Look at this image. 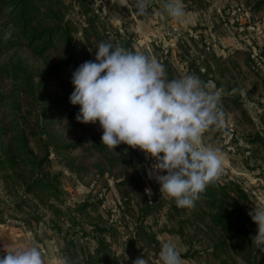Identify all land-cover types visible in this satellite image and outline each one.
I'll return each mask as SVG.
<instances>
[{
  "label": "rangeland",
  "instance_id": "1",
  "mask_svg": "<svg viewBox=\"0 0 264 264\" xmlns=\"http://www.w3.org/2000/svg\"><path fill=\"white\" fill-rule=\"evenodd\" d=\"M161 3L140 15L136 0H0L2 251L37 246L44 264H158L171 242L182 264H264L248 215L264 206V0H182L183 24ZM101 42L155 59L169 80L194 74L222 89L224 125L203 142L225 163L193 207L162 198L153 158L110 151L99 122H77L72 73Z\"/></svg>",
  "mask_w": 264,
  "mask_h": 264
},
{
  "label": "clouds",
  "instance_id": "2",
  "mask_svg": "<svg viewBox=\"0 0 264 264\" xmlns=\"http://www.w3.org/2000/svg\"><path fill=\"white\" fill-rule=\"evenodd\" d=\"M135 7L138 14H147L148 0H136ZM161 8L173 21L187 22L182 0H162ZM13 31L9 25L4 39ZM95 52L94 61H85L72 73L69 100L80 107L77 122H99L102 144L110 151L125 144L153 158L148 176L160 185L162 198L178 208L193 207L219 179L225 163L219 147L203 142L205 133L224 125L222 89L194 74L169 80L155 59L110 42H101ZM248 215L257 225L252 245L264 251V206H255ZM4 251L0 264H44L37 246ZM133 264L147 260L138 257ZM158 264H182L176 244H161Z\"/></svg>",
  "mask_w": 264,
  "mask_h": 264
},
{
  "label": "crops",
  "instance_id": "3",
  "mask_svg": "<svg viewBox=\"0 0 264 264\" xmlns=\"http://www.w3.org/2000/svg\"><path fill=\"white\" fill-rule=\"evenodd\" d=\"M8 248H10V250H12L13 248H15V247H12V244L10 243L9 245H8ZM5 254V251H2V249L0 248V256H2V255H4Z\"/></svg>",
  "mask_w": 264,
  "mask_h": 264
},
{
  "label": "trees",
  "instance_id": "4",
  "mask_svg": "<svg viewBox=\"0 0 264 264\" xmlns=\"http://www.w3.org/2000/svg\"><path fill=\"white\" fill-rule=\"evenodd\" d=\"M242 197H244L245 198V196L243 195Z\"/></svg>",
  "mask_w": 264,
  "mask_h": 264
}]
</instances>
